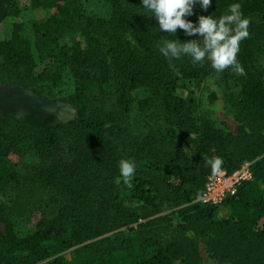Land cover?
I'll return each mask as SVG.
<instances>
[{"label": "trees", "instance_id": "16d2710c", "mask_svg": "<svg viewBox=\"0 0 264 264\" xmlns=\"http://www.w3.org/2000/svg\"><path fill=\"white\" fill-rule=\"evenodd\" d=\"M232 4L257 19L237 58L246 79L218 77L234 89L238 132L179 94L217 74L208 61L170 64L163 41L198 37L159 31L141 0L29 1L47 16L12 22L0 75L71 103L76 117L30 115L0 131V264H264V0H212L186 19L218 18ZM20 8L0 0V20ZM137 89L148 95L136 99ZM154 102L161 111L147 132H133V109ZM121 159L136 165L131 188L115 182ZM216 160L229 171L252 160L253 178L221 206L203 205L196 199Z\"/></svg>", "mask_w": 264, "mask_h": 264}, {"label": "clouds", "instance_id": "9594fccd", "mask_svg": "<svg viewBox=\"0 0 264 264\" xmlns=\"http://www.w3.org/2000/svg\"><path fill=\"white\" fill-rule=\"evenodd\" d=\"M212 0H141V9L148 17H155L158 30L175 36L182 30L187 36H196L189 42L167 39L159 47L160 53L169 63L188 57L193 64L208 61L217 76L231 70L233 76L246 79V73L238 63L241 45L250 38V22L241 15L238 4H232L228 13L218 18L201 15L193 22L187 17L195 15V9L207 11ZM213 173L223 168L219 160L209 165ZM136 172L134 162L126 159L119 161V176L115 182L131 188Z\"/></svg>", "mask_w": 264, "mask_h": 264}, {"label": "rangeland", "instance_id": "374dc122", "mask_svg": "<svg viewBox=\"0 0 264 264\" xmlns=\"http://www.w3.org/2000/svg\"><path fill=\"white\" fill-rule=\"evenodd\" d=\"M30 0H19L20 12L16 17H8L6 19L0 20V39H7L10 37L12 32V22L16 21H28L31 19H44L47 13L41 11H33L29 6ZM250 23L256 21V18H248ZM74 34L66 36L62 42L70 43L73 39ZM0 85L3 87H8L9 85H16L20 87L22 92L28 96V98L34 100L39 104L41 109H44L48 115L53 116L56 122H62L57 119L60 114L67 111L64 116H66L67 121L72 120L76 117V108L69 102L60 100L59 98H48L42 96L38 91L34 90L32 86H26V84L18 78L16 73H12V76L0 75ZM59 90L68 91V84L62 82ZM179 94L182 95L187 101H189L194 106V111L201 113L202 115L209 117L212 121L218 125L228 128L233 132H238L240 130L241 124L236 120L234 115L235 106V93L234 89L220 81L218 76L210 75L201 80H193L184 85L182 89L179 90ZM148 95L147 91L143 89H137L134 92V97L140 99ZM157 101V99H155ZM161 108L154 102L148 110L140 111L134 108L131 114L130 129L133 132L140 135L147 132L148 124L151 122L149 118L152 114L160 113ZM68 115V116H67ZM24 112L22 110H17L14 113H6L0 111V131L10 126L13 120H22ZM171 209H166L165 212H169ZM225 210L220 209V213ZM33 225H27L24 230H29ZM5 227L3 221L0 219V231ZM120 230H124L121 228ZM109 233L107 235H111ZM73 249V248H72ZM71 250V249H70ZM201 254L203 256L204 263H210L211 260L207 258V254L203 247H201ZM179 264V263H176Z\"/></svg>", "mask_w": 264, "mask_h": 264}, {"label": "built area", "instance_id": "2783aa9c", "mask_svg": "<svg viewBox=\"0 0 264 264\" xmlns=\"http://www.w3.org/2000/svg\"><path fill=\"white\" fill-rule=\"evenodd\" d=\"M252 163V160H244L231 171L222 168L218 173L209 174L196 201L203 205L221 206L226 198L236 193L243 182L252 180Z\"/></svg>", "mask_w": 264, "mask_h": 264}, {"label": "flooded vegetation", "instance_id": "af4514ba", "mask_svg": "<svg viewBox=\"0 0 264 264\" xmlns=\"http://www.w3.org/2000/svg\"><path fill=\"white\" fill-rule=\"evenodd\" d=\"M17 110L24 112L22 118L34 115V117L42 119L45 116H49L44 109H41L37 102L28 98L20 87L9 85L5 88L0 85V111L14 113Z\"/></svg>", "mask_w": 264, "mask_h": 264}, {"label": "water", "instance_id": "95a60500", "mask_svg": "<svg viewBox=\"0 0 264 264\" xmlns=\"http://www.w3.org/2000/svg\"><path fill=\"white\" fill-rule=\"evenodd\" d=\"M57 119H58L59 121H62V122H66V121H67V118H65L64 116H63V117L58 116Z\"/></svg>", "mask_w": 264, "mask_h": 264}, {"label": "bare ground", "instance_id": "6f19581e", "mask_svg": "<svg viewBox=\"0 0 264 264\" xmlns=\"http://www.w3.org/2000/svg\"><path fill=\"white\" fill-rule=\"evenodd\" d=\"M67 113V111H64L62 114H60V116L61 117H63L64 116V114H66ZM68 116V115H67ZM65 118H66V116H64Z\"/></svg>", "mask_w": 264, "mask_h": 264}]
</instances>
